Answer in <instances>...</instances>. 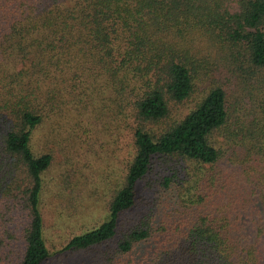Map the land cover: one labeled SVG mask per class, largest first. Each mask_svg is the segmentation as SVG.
Wrapping results in <instances>:
<instances>
[{"label":"trees","instance_id":"trees-1","mask_svg":"<svg viewBox=\"0 0 264 264\" xmlns=\"http://www.w3.org/2000/svg\"><path fill=\"white\" fill-rule=\"evenodd\" d=\"M0 232L16 264H264V0H0Z\"/></svg>","mask_w":264,"mask_h":264},{"label":"rangeland","instance_id":"rangeland-1","mask_svg":"<svg viewBox=\"0 0 264 264\" xmlns=\"http://www.w3.org/2000/svg\"><path fill=\"white\" fill-rule=\"evenodd\" d=\"M231 81L234 82V80H231ZM229 83L230 81L228 82V84ZM102 142L103 141L101 139L96 140L93 146L94 150L85 151L81 149L82 151L80 152V154L78 156H75L72 159L71 161L72 166L75 167L74 168L75 178L80 176L81 171H84L89 176L92 168H94V165L99 162V161H96L94 158V155L96 154L95 150H99L98 154L100 156L104 154V147L101 145ZM158 160H162V159H158ZM167 162L169 163L170 161H167ZM88 164L90 166H88ZM82 165H84V167L78 171L77 166H82ZM65 167L67 166L65 165ZM60 168H61L60 166L53 165L49 170H47L44 173V178L49 179V176L52 175L53 172L54 173L60 172ZM145 179L146 180L143 185V187L145 188H142V190H146L148 191V193L146 191H143L141 198L137 200L138 205L135 206V210H137L138 212H139V207L141 206V202L148 201L150 195L156 198L154 201L159 200V201L168 203V199L171 197V194L173 193L172 189H167V190L159 189L157 186V183H158L157 177L155 175L147 176ZM101 202L102 200L100 198L97 200L96 203H92L91 201L88 200V201L80 202V204L77 206L83 208L84 214H88L92 212L90 215H95V216L102 218ZM94 205L97 206L95 211L93 207ZM135 210H133L134 212L133 214L138 213V212L135 213ZM41 211H42L43 225L45 227V234L47 236V241L49 244H53L54 246L58 247L59 244H61L62 242H64V240L67 239V237L69 236L68 232L64 231L63 234H59L55 232L54 229L51 227L52 212L49 209L48 199L45 197L41 199ZM16 214L17 212L14 215L15 220L17 219ZM84 216L85 215H81V218ZM90 221L92 220L90 219ZM89 224H91V222L88 223L87 225ZM0 235L3 236V242L1 243L3 245L0 244V264H16L18 259L21 256V251L23 248V240L21 236H19L18 233H15L13 237L11 236L7 237L5 236L4 232H0ZM49 244L48 246L52 247ZM80 259H81V255L79 253L67 254V256L65 257L50 256L42 264H75V262L79 261Z\"/></svg>","mask_w":264,"mask_h":264}]
</instances>
